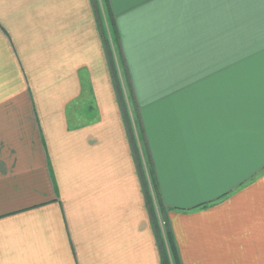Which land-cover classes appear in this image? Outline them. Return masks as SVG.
<instances>
[{"label":"crops","instance_id":"obj_1","mask_svg":"<svg viewBox=\"0 0 264 264\" xmlns=\"http://www.w3.org/2000/svg\"><path fill=\"white\" fill-rule=\"evenodd\" d=\"M182 264H264V0H109ZM91 0H0V264H162Z\"/></svg>","mask_w":264,"mask_h":264},{"label":"trees","instance_id":"obj_2","mask_svg":"<svg viewBox=\"0 0 264 264\" xmlns=\"http://www.w3.org/2000/svg\"><path fill=\"white\" fill-rule=\"evenodd\" d=\"M100 1L103 3L104 12L100 9V2L98 0H91L92 8L97 18L99 37L115 98L121 112L133 161L145 195L151 228L160 249L161 261L162 264H182L145 144L144 132L140 123L128 68L121 54L120 37L115 17L109 0Z\"/></svg>","mask_w":264,"mask_h":264},{"label":"rangeland","instance_id":"obj_3","mask_svg":"<svg viewBox=\"0 0 264 264\" xmlns=\"http://www.w3.org/2000/svg\"><path fill=\"white\" fill-rule=\"evenodd\" d=\"M99 2H100V9L104 12L105 10H104V6H103V3L100 1V0H98ZM116 57H117V55H116ZM124 82L126 83V81H125V79H124Z\"/></svg>","mask_w":264,"mask_h":264}]
</instances>
